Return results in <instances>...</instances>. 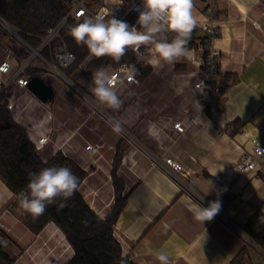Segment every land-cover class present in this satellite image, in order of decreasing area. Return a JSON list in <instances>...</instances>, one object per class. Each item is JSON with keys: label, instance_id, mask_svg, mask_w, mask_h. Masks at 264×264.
Wrapping results in <instances>:
<instances>
[{"label": "crops", "instance_id": "0c3cea01", "mask_svg": "<svg viewBox=\"0 0 264 264\" xmlns=\"http://www.w3.org/2000/svg\"><path fill=\"white\" fill-rule=\"evenodd\" d=\"M204 8L203 0H194L197 20H205ZM217 9L215 23L221 34L214 45L221 51L227 84L217 98L201 100L200 92L192 87L197 67L186 56L153 65L152 53L147 57L149 71L140 84L115 89L121 100L119 109L95 99L90 91L92 79L83 72L74 75L77 86L111 115L117 126L100 114L82 112L77 105L79 96L62 83L53 87L56 93L48 103L30 89L13 90L20 95L13 119L34 129L27 130L34 144L39 135L51 132L50 141L40 150L45 161L60 150L88 172L79 190L102 218L115 202L112 171L120 153L117 174L127 200L114 225V236L122 256L136 264H160L155 253L161 250L169 256V264H230L244 247L251 264H264V250L242 230L256 208L264 207V175L236 169L237 162L251 151L253 139L264 143L260 130L264 126V0H217ZM192 34L195 42L204 36L200 29H193ZM0 44L1 61L3 46L8 45L2 38ZM21 48L22 42L13 49L19 54ZM12 65L16 67L18 60L12 59ZM39 65L35 59L33 67ZM133 91L140 94L138 103L132 101ZM59 97L65 101L57 103ZM63 106L70 108L66 114ZM192 115H197V121L179 134L173 123H186ZM87 144L95 150H87ZM163 155L183 164L189 183L208 205L220 201L221 209L211 221L202 224L194 219L189 201L208 205L180 189L163 169ZM16 198L0 178V222L7 226L9 250L24 253L17 263L29 254L39 263L43 259L46 264H65L74 250L64 232L53 221L38 233L31 231L19 216L21 208L13 207ZM38 252L40 257H36Z\"/></svg>", "mask_w": 264, "mask_h": 264}, {"label": "trees", "instance_id": "16d2710c", "mask_svg": "<svg viewBox=\"0 0 264 264\" xmlns=\"http://www.w3.org/2000/svg\"><path fill=\"white\" fill-rule=\"evenodd\" d=\"M69 8L70 0H0V17L36 48L40 45L47 28L59 23ZM81 20L70 18L61 32L62 41L76 57L73 67L66 70L68 76L75 75L74 71L78 64L89 54L86 46L76 44L69 31L71 26ZM60 42L55 40L53 46ZM194 43L195 37L191 33L187 47H191ZM19 54L21 57H27L30 51L22 47ZM43 54L49 58V49H44ZM134 61L135 54L128 49L119 61L104 56L95 58L89 67L94 71ZM139 68L142 78L148 73L149 68L147 66H139ZM30 70L36 72V68ZM222 87V91L227 87L224 80ZM119 163L120 153L117 152L112 171L115 202L111 212L102 218L89 206L79 190V185L88 172L60 150L45 161L30 140L26 127L16 122L10 111L0 104V178L17 195L13 207H20V194L27 192L30 173L38 172L45 167L62 166L71 169L78 178V188L74 194L66 200L58 197L40 216L34 217L20 207L23 211V215L20 216L22 222L34 233L41 231L49 221L55 222L64 232L74 250L72 257L65 264H136L133 260L122 256L121 245L114 236V225L127 200V196L123 194V180L117 174ZM242 230L264 250V207L256 208L242 226ZM249 258V252L244 247L230 264H237L238 261H243L245 264L249 262ZM14 260L15 257L10 256L0 245V264H12Z\"/></svg>", "mask_w": 264, "mask_h": 264}, {"label": "built area", "instance_id": "2783aa9c", "mask_svg": "<svg viewBox=\"0 0 264 264\" xmlns=\"http://www.w3.org/2000/svg\"><path fill=\"white\" fill-rule=\"evenodd\" d=\"M203 1L205 2V20H197L198 22L194 29L203 31L204 36L197 40L187 50L186 55L187 59L197 67L194 73L195 80L192 83V87L200 92L201 100L219 97L223 92L222 85L224 79V71L220 63L221 51L214 45V40L221 34L220 26L215 23V20L219 16L217 0ZM141 2L142 0H70V8L67 14L59 23L47 28L46 34L41 39L40 45L36 48L31 46L16 33L17 38L22 42V47L27 48L30 54L27 57H19L20 55L17 51L9 46H5V56L3 60L0 61V104H3L12 115V111L20 97L19 94L13 93L14 88L17 87L20 90H29L28 84L30 79L38 75L47 81L50 80L51 82H49V84L54 88H56L57 83H62L75 89L81 97H83L84 106L88 108V116L100 114L117 126L113 117L103 110L89 94L79 88L70 76L66 75V70L73 67L75 64L76 57L68 50L66 44L62 41L61 32L70 18L83 19L80 13L89 17H94L98 13H101L105 15L106 19H110L114 16L117 19L125 20L129 25H136L139 13L135 11L134 8L140 5ZM173 35L174 34H169V40L173 38ZM55 40H60L61 42L54 47L53 43ZM46 48L49 49L50 52L49 58L43 54V50ZM131 50L135 54L134 62H124L117 67L108 66L107 68L109 75L114 77L113 87L115 89L118 86L140 84L141 70L139 66L145 67L149 64L147 57L152 53L151 46H142L139 50ZM262 57L264 58V49L262 51ZM14 58L18 60V65L13 68L12 59ZM35 59L40 61L38 67H33V61ZM94 59L95 57L89 59L88 54L78 64L76 70L83 72L87 78L92 79L93 73L89 64ZM31 68H36V72L31 71ZM131 94L133 103H138L140 94L134 91ZM186 111L188 112V110ZM192 117L193 118L186 123L182 120L175 121L173 123L174 129L179 134L185 133L187 128L193 122L197 121V115H192ZM26 129L34 131L28 123L26 124ZM260 130L264 133V126H260ZM123 133L128 137H132L130 136L131 133L125 130H123ZM50 137L51 132L45 135H39L37 141H35L37 150L40 151L44 144L50 141ZM86 149L95 150L91 144H87ZM161 165L167 174L176 181L181 190L189 193L199 202L208 205L205 198L198 194L189 183L184 166L181 162L171 156L163 155L161 158ZM236 169L240 173H250L256 176L264 175V143L253 139L251 151L237 162ZM5 230H7V226L0 222V245L7 247L10 242ZM16 264L25 263H17L16 261Z\"/></svg>", "mask_w": 264, "mask_h": 264}, {"label": "clouds", "instance_id": "9594fccd", "mask_svg": "<svg viewBox=\"0 0 264 264\" xmlns=\"http://www.w3.org/2000/svg\"><path fill=\"white\" fill-rule=\"evenodd\" d=\"M134 10L139 13L136 25H129L114 16L106 19L101 13L94 17L82 13L81 22L70 27V35L77 45L86 46L89 59L108 56L119 61L128 49L139 50L142 46H151L150 63L153 65L162 61L172 63L187 55V44L198 22L194 0H142ZM169 34H174L171 40ZM113 83L114 77L100 69L92 76L90 91L99 103L119 109L121 100ZM26 187L27 192L20 194V207L38 217L58 197L70 198L78 188V178L67 167H45L29 174ZM220 209L219 200L210 202L207 207L191 201L188 204L194 219L202 224L211 221ZM40 256L36 253V257ZM155 256L160 264H169L166 252L157 251ZM40 264H46V261L41 259Z\"/></svg>", "mask_w": 264, "mask_h": 264}, {"label": "rangeland", "instance_id": "374dc122", "mask_svg": "<svg viewBox=\"0 0 264 264\" xmlns=\"http://www.w3.org/2000/svg\"><path fill=\"white\" fill-rule=\"evenodd\" d=\"M16 33H18L19 35H20V33L16 30V29H14L11 25H9L6 21L4 22L1 18H0V38H2V40H4L5 41V44L6 45H8V46H10V47H13V48H15V47H18L19 46V44L21 43L20 42V40L17 38V36H16ZM21 36V35H20ZM22 37V36H21ZM23 38V37H22ZM24 39V38H23ZM1 46H2V44H0V48H1ZM3 47H5V46H3ZM74 72H76V73H79L78 71H74ZM73 72V73H74ZM71 77V79L72 80H74L73 78H74V76H70ZM76 77V76H75ZM48 82H51L50 80H48ZM73 82H75V84H76V81L74 80ZM78 83V82H77ZM58 84H60V83H57L56 84V89H57V86H58ZM64 85L65 84H63V87H64ZM59 89V88H58ZM78 89V88H77ZM72 90H74V92H75V94L76 95H78L79 96V100L80 101H76L77 102V105H79V107H80V109H81V111L82 112H88V108L86 107V106H84V101H83V97H81V95L75 90V89H72ZM68 100H69V98H67ZM62 101V100H64L65 101V99H63L62 97H59L58 98V100H57V103H59V101ZM71 102H74L73 101V99H71L70 100ZM75 102V103H76ZM63 108H64V112L61 110V111H59V112H63L64 114H66L67 113V109H70L69 107H67V109H66V107L65 106H63ZM59 109V108H58ZM23 215V211L20 209V211H19V216H22ZM9 245H10V243H9ZM2 246V248L8 253V254H10V256H13V257H15V260H14V262L12 263V264H16V261H18V259H19V257H21V255L22 254H24L23 253V250H20V252L19 251H17V253H13L12 251H10L9 250V246H7V247H5V246H3V245H1ZM23 258V257H22ZM33 258H34V256L32 255V256H30L29 254H27L26 255V257H25V259H23V261H21L20 263H25V264H37V263H39V262H37L36 261V259H34L33 260ZM40 264V263H39Z\"/></svg>", "mask_w": 264, "mask_h": 264}, {"label": "water", "instance_id": "95a60500", "mask_svg": "<svg viewBox=\"0 0 264 264\" xmlns=\"http://www.w3.org/2000/svg\"><path fill=\"white\" fill-rule=\"evenodd\" d=\"M28 88L44 103L50 102L56 93V90L43 77L38 75L30 79ZM245 264L250 263L245 262Z\"/></svg>", "mask_w": 264, "mask_h": 264}, {"label": "snow or ice", "instance_id": "6c2138e0", "mask_svg": "<svg viewBox=\"0 0 264 264\" xmlns=\"http://www.w3.org/2000/svg\"><path fill=\"white\" fill-rule=\"evenodd\" d=\"M80 15H82V13H80Z\"/></svg>", "mask_w": 264, "mask_h": 264}]
</instances>
